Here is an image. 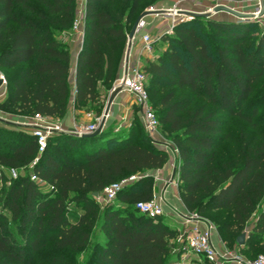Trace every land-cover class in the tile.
<instances>
[{
  "label": "trees",
  "instance_id": "1",
  "mask_svg": "<svg viewBox=\"0 0 264 264\" xmlns=\"http://www.w3.org/2000/svg\"><path fill=\"white\" fill-rule=\"evenodd\" d=\"M145 1L85 0L76 108L90 111L96 105L95 112H102L99 86L112 88ZM77 9V0H0V70L8 87L0 110L29 117L66 115L73 58L63 36L72 29ZM259 22L183 20L174 35L160 40L164 50L144 66L150 82L166 91L155 112L178 150L184 207L203 216L228 211L216 226L218 233L248 258L258 256L250 250L264 249V208L259 207L264 199V92L255 96L264 81V25ZM11 70L16 72L10 75ZM148 91L152 103L149 81ZM137 115L145 130L139 110ZM232 119L253 133L234 137L227 130ZM225 142L232 144L230 154L221 150ZM169 158L148 134L138 137L133 124L127 131L106 129L95 137L55 133L39 155L36 138L26 128L0 122V167L27 172L12 179L5 174L0 186V264H78L86 250V264H164L173 248L181 256L179 230L166 216L148 217L136 208V202L152 198L153 176L142 175L125 186L119 204H100L93 195L127 176L161 168ZM73 202L82 203L75 219L69 215ZM253 216L245 244L238 245Z\"/></svg>",
  "mask_w": 264,
  "mask_h": 264
},
{
  "label": "built area",
  "instance_id": "2",
  "mask_svg": "<svg viewBox=\"0 0 264 264\" xmlns=\"http://www.w3.org/2000/svg\"><path fill=\"white\" fill-rule=\"evenodd\" d=\"M210 1L211 7L205 10V12L213 11L215 6L224 5L228 0ZM234 3L239 4L240 10L238 11L252 14L255 20H260L264 17V14L260 15L264 8V0H240ZM84 5L78 9L82 17L78 21L75 20L73 25L76 33L82 34V36L84 29ZM182 5V1L178 0L171 6L157 9L160 11L151 15L153 16V20H148V17H145L140 21L135 36L131 40V49L135 46V51L134 53L132 51L129 52L128 62H125L120 77L112 87V89H120L118 95H129L132 97L134 103L139 107L145 131L156 145L168 153L170 158L177 157L178 150L174 143L165 144L157 138L160 120L150 100L148 74L144 70V61L149 59L155 60L158 56L154 50L155 42L157 40L160 41L164 36L174 35L177 24L189 18L182 13L183 10H188ZM155 30L156 36L155 34L153 35V31ZM101 118L91 123L75 124L71 133L79 136L94 133L99 127ZM19 123L20 126L26 128L36 138L39 155L47 148L51 135L65 132L61 125L53 124L50 117L41 114H35ZM36 161L37 159H35ZM18 174L19 172L15 168L7 170V175L11 179L17 178ZM144 175L157 177L155 174L148 172ZM140 176L133 174L112 182L104 187L102 195L100 196L99 194L98 197L106 204L113 203L120 191L131 182L138 180ZM30 177L38 185L47 187L45 182L36 174H31ZM172 183L175 182L172 181ZM167 192V189L154 190L152 198L136 202V208L140 213L148 217L156 218L168 215L180 223L177 242L183 245L184 257L192 255L194 259L207 260L211 264H264V254H259L255 258H248L240 249L227 246L220 237L216 225L197 211H189L185 207L182 209L176 207L167 208L169 204ZM247 232L248 229H246Z\"/></svg>",
  "mask_w": 264,
  "mask_h": 264
},
{
  "label": "rangeland",
  "instance_id": "3",
  "mask_svg": "<svg viewBox=\"0 0 264 264\" xmlns=\"http://www.w3.org/2000/svg\"><path fill=\"white\" fill-rule=\"evenodd\" d=\"M178 0H146L144 3H143V6H142V9L140 10L139 13L136 14V16L140 13H142L143 11L145 10H148V9H151V8H155V9H159L161 7H163V5H166V6H171L174 2H176ZM182 3H183V7L184 8H187L188 10L190 11H193V12H205V10L209 9L211 7V1L210 0H181ZM79 2L81 4H79ZM83 2H85V0H83ZM234 1H227L226 3H224V5H227V6H230L236 10H240L239 9V4L238 3H234ZM82 1L81 0H77V5H78V9L80 8V6L82 5ZM77 9V14H76V20L78 21L81 17H82V14L79 13ZM135 16V17H136ZM161 17V15H160ZM211 18H214V19H218V20H235L233 19V17L225 12H219V13H215L213 14V16ZM187 19H190V18H187ZM167 23V22H166ZM165 23V24H166ZM260 26L264 25V17H262L260 19V22H259ZM156 33V30L153 31V35ZM67 34H74L75 37L77 35L76 31L74 30V28L72 27V29L70 31H67ZM156 36V34H155ZM77 38V37H76ZM154 50L157 54H159L160 51L164 50V46L160 43L159 40H157L155 42V45H154ZM145 63L146 61H144V66H145ZM16 72V70H11L10 71V75L14 74ZM0 77H4L6 79V83L4 86V88L1 90L0 92V100H2V98H4L8 92V87H7V74L5 73V71L3 70H0ZM148 81L150 83V91H151V96H152V105L154 106V110L158 111L159 108L156 106V103L158 101V99L163 96L166 91H161V86H155L152 82H150L149 78H148ZM2 88V87H1ZM154 88H159L157 92H154ZM112 89V88H111ZM111 89H110V92H111ZM262 92H264V81L262 83V85H260L257 90H256V93H255V96H257L258 94H261ZM123 102L125 104V107L128 109H132L133 112H132V115L128 118V123L126 124L124 121H121L120 124L116 125L115 123H112L111 125H109L106 129H111V130H114V131H127L130 126L133 124L135 126V129H136V132H137V136L140 137L143 133L145 134H148L147 132H145V130L143 129L142 127V124L140 123V120H139V117L137 115V111L139 110V107L138 105H136L132 99V97H130L129 95H125L124 96V99H123ZM106 103H107V100H105L104 102V107H103V110L100 114H97L95 112V109H96V105H93L92 107V110H90L89 112L92 114V116L90 117V121L86 122V123H91L93 121H96L97 119L101 118L102 117V114H103V111L105 109V106H106ZM0 116L1 117H4L6 119H9V120H12V121H16V122H22L24 121L26 118H28L29 116H20V115H17V113H11V112H8V111H3V110H0ZM159 116L161 117V114L159 113ZM105 129V130H106ZM21 131V129H19ZM227 130H229L231 132V134L234 136V137H238L240 138L241 136H243L245 133L247 134H250V133H253V130L251 131L250 129H248L246 127V125L237 120V119H232L231 122L229 123V125L227 126ZM172 136L173 134L167 132V127L164 126L163 124H160L159 128H158V135H157V138L162 142V143H165V144H170L172 143ZM231 149H232V144L229 143V142H225L221 148L222 152L224 153H231ZM170 159V158H169ZM175 166H176V169H177V164H178V158L176 157L175 158ZM18 172L20 174H26L27 172L20 168L18 169ZM147 172H144V173H138V175H143V174H146ZM153 172H151L150 174H152ZM6 174L7 176V170L6 168H2L0 167V186H2L3 183H5V177L4 175ZM151 176V175H150ZM172 181H174L175 183H173V187H174V191H175V194L180 198V187H179V181H178V174H177V171H176V174L175 176L172 178L171 181H168L167 183L170 184L172 183ZM153 185H155L153 183ZM156 188V187H155ZM102 195V192H100V196ZM97 201L100 203V204H106L103 202L102 199H100V197H96ZM182 202V200H181ZM114 203L116 204H119L120 202L118 200L114 201ZM71 211H70V218L71 219H75L77 217V215L79 214V210L80 208H82V203H79V202H73L71 204ZM132 207H134V205H132ZM260 208H264V199L261 201L260 205H259ZM166 216V218L164 219L167 223L170 224L171 227L173 228H176L177 230L180 229V223L177 222L174 220L175 218H172L168 215H164ZM228 216V211H215V212H211V213H205L204 214V217L206 219H208L210 222L214 223L216 226H218L221 222H223L224 220H226ZM255 220V216H253V218L251 219L250 223L248 225V227L246 229H250L252 223L254 222ZM14 232L16 233L17 235V231L15 229H13ZM97 238L98 239H102V234L101 232H97L96 234ZM176 249H172L169 256H167V258L165 259V263L164 264H207L203 259H194L193 256L189 255V257H184V254L182 253L181 256H177V253H176ZM251 255H259V254H264V249L263 248H260V247H257L253 250H250L249 252ZM87 256H88V250L82 252L80 254V256L77 257V263L78 264H86V261H87ZM193 258V259H192Z\"/></svg>",
  "mask_w": 264,
  "mask_h": 264
},
{
  "label": "crops",
  "instance_id": "4",
  "mask_svg": "<svg viewBox=\"0 0 264 264\" xmlns=\"http://www.w3.org/2000/svg\"><path fill=\"white\" fill-rule=\"evenodd\" d=\"M82 1V5H84L83 0ZM79 4H81L79 2ZM82 5L80 7H82ZM166 5H163V7H165ZM148 20H153V16L149 15L147 16ZM64 39L65 41L68 43L70 50H71V54H72V58H73V63H72V67H71V72H70V82H71V87H72V92H71V103L69 106V109L66 113V115L62 118H51V121L53 124L56 125H61L65 132L70 133L71 130L74 128L75 124H79V123H86L88 121H90V117L92 116V114L87 111L85 108L84 109H79L75 107V88H76V84H75V76H76V61H77V56L78 53L82 47V42H83V36L82 34H77L76 37L74 34H64ZM128 40L126 42L125 45V49H124V53H123V59L121 61L120 67H119V72L117 74L116 80L120 77L124 64H125V55L127 52V47H128ZM131 45V44H130ZM132 51L134 53L135 51V46L134 48L131 49V46L128 50V54L129 52ZM132 53V54H133ZM115 80V82H116ZM114 82V83H115ZM113 83V85H114ZM113 87V86H112ZM4 88V86H2L1 90ZM100 88V92L102 94L103 97V102H105V100L108 99V96L110 94V90H106V88L103 85L99 86ZM112 90V89H111ZM125 95H118L111 107L109 116L107 118V122L105 125V129L111 125L112 123H115L116 125L120 124L121 121H124L126 124L128 123V118L132 115L133 110L130 108H126L125 104L123 102ZM1 97V96H0ZM104 129V130H105ZM175 157L170 158L169 161L161 168L158 169H153V170H148V173L153 172L152 174H155L157 177H153L154 178V190L156 191H160L163 189H167V197L169 200V204L167 208H171V207H176L179 209L184 208L183 203L181 202V199H179V197L175 194L174 191V187H173V183L168 184V181H171L172 178L175 176L176 174V166H175ZM156 187V188H155ZM176 221V223L178 222L176 219H174Z\"/></svg>",
  "mask_w": 264,
  "mask_h": 264
},
{
  "label": "water",
  "instance_id": "5",
  "mask_svg": "<svg viewBox=\"0 0 264 264\" xmlns=\"http://www.w3.org/2000/svg\"><path fill=\"white\" fill-rule=\"evenodd\" d=\"M160 10H157V9H148V10H145L143 11L135 20L130 32L128 33V47L127 49L129 50L130 48V44H131V40L133 39V37L135 36V33H136V30H137V26L138 24L140 23V21L149 16V15H152L154 13H157L159 12ZM219 12H225L229 15H231L233 17V19L235 20H241V21H247V20H255L253 18V15L252 14H249V13H245V12H241V11H238L230 6H227V5H217L213 8V11H208V12H193V11H189V10H183L182 13L184 15H186L187 17H198V16H204V17H212L213 14L215 13H219ZM264 14V8L261 12L260 15H263ZM181 22V21H180ZM179 22V23H180ZM128 50L126 52V55H125V62L127 63L128 62ZM6 83V79L4 77H0V89L3 85H5ZM120 92V89L119 88H115V89H112L109 96H108V99H107V103H106V106H105V109L103 111V114H102V118H101V121H100V124H99V127L98 129L94 132V133H91V134H83V135H80V136H83V137H95L97 135H99L101 132L104 131L105 129V125H106V122H107V118L109 116V113H110V110H111V107L116 99V97L118 96ZM0 122H3V123H6L8 125H20L19 122H16V121H12V120H9V119H6L4 117H1L0 116ZM71 133V132H70ZM74 134V133H73ZM95 197H98L99 196V192H94L93 194ZM246 238H247V234L246 232H243L238 238H237V244L238 245H244L245 242H246Z\"/></svg>",
  "mask_w": 264,
  "mask_h": 264
}]
</instances>
